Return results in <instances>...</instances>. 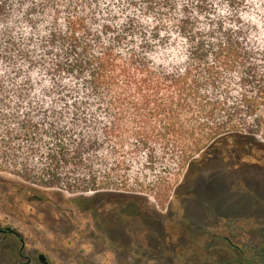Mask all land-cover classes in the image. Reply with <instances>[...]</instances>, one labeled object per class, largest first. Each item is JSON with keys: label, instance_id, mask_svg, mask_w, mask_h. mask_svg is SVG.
Masks as SVG:
<instances>
[{"label": "trees", "instance_id": "obj_1", "mask_svg": "<svg viewBox=\"0 0 264 264\" xmlns=\"http://www.w3.org/2000/svg\"><path fill=\"white\" fill-rule=\"evenodd\" d=\"M156 145L188 166L167 212L106 199L148 190L130 175ZM255 146L264 0H0V173L15 191L101 196L97 213L141 223L135 253L163 264H264L254 213L232 219L256 244H230L190 211L199 175H244L264 161Z\"/></svg>", "mask_w": 264, "mask_h": 264}, {"label": "rangeland", "instance_id": "obj_2", "mask_svg": "<svg viewBox=\"0 0 264 264\" xmlns=\"http://www.w3.org/2000/svg\"><path fill=\"white\" fill-rule=\"evenodd\" d=\"M248 150L259 154L264 151L263 147L257 146ZM152 151L159 157L155 164L150 166L143 154L133 165L130 175V181L134 183L139 179V183L148 185V190L144 193H110L106 199L115 202L138 200L144 209L152 206L159 211L169 206L176 191L180 190L188 166L176 158L180 153L178 149L156 145ZM238 152L243 151L239 149ZM215 166L217 164H213ZM236 166L243 168L245 164ZM149 167H152L151 171ZM245 169L244 175L243 172L238 176L232 172L233 180L230 181H224L218 175L202 180L192 195L190 211L201 209L198 216L201 220L222 222L229 218L230 212L241 215L242 209L238 208L244 207V211L254 213L264 222V161ZM11 179L0 173V224L11 226L22 235L27 253L45 252L59 264H163L136 257V251L148 248L149 231L141 223H124L117 216L112 218V223L107 222L112 215L97 213L101 196L56 190L25 193L15 191ZM239 183L244 184V193L239 191ZM228 184L233 185L232 192ZM216 231L223 232L219 228ZM259 238L256 233L248 232V240L254 244ZM12 243L7 241L0 246V264L13 263Z\"/></svg>", "mask_w": 264, "mask_h": 264}, {"label": "flooded vegetation", "instance_id": "obj_3", "mask_svg": "<svg viewBox=\"0 0 264 264\" xmlns=\"http://www.w3.org/2000/svg\"><path fill=\"white\" fill-rule=\"evenodd\" d=\"M206 175H199L198 178H200L197 181V186H199L200 182L204 180ZM230 181V180H229ZM238 188L240 189L239 191L244 193V184L239 183ZM227 187L229 188L230 192L233 191V185L228 184ZM195 193V192H194ZM232 194V193H230ZM239 210V209H238ZM162 212L166 213L167 208L163 210ZM239 212V211H238ZM244 211V207L242 208V211L240 214L242 215ZM197 217L202 213L201 209H198L197 212H194ZM231 215L226 221H203L199 217V222L203 224L204 226H207L210 229L211 235L214 237L217 236H224V239L227 240L228 243L233 244L234 240L233 238L236 236L237 241H248V223H245L242 225V230L241 232L238 231L240 226H233V219L232 215L233 213L230 212ZM248 213V212H246ZM239 215V214H237ZM10 228V229H8ZM220 229L221 233H218L216 230ZM150 233V232H149ZM148 233V234H149ZM241 236V237H240ZM13 242L11 246H13L14 254H11V261L13 262L12 264H59L57 263L53 258L50 257L49 254L41 251H34V253H27V244L25 239L22 237L20 233H18L13 227L8 226V225H1L0 224V246L3 245L6 242ZM150 241V238H149ZM150 243V242H149ZM136 257L142 258V259H150L147 257V255L143 254H135Z\"/></svg>", "mask_w": 264, "mask_h": 264}, {"label": "water", "instance_id": "obj_4", "mask_svg": "<svg viewBox=\"0 0 264 264\" xmlns=\"http://www.w3.org/2000/svg\"><path fill=\"white\" fill-rule=\"evenodd\" d=\"M8 229H10V228H8Z\"/></svg>", "mask_w": 264, "mask_h": 264}]
</instances>
